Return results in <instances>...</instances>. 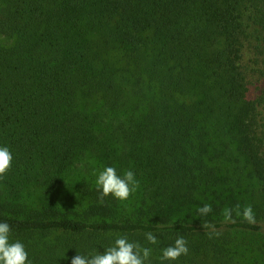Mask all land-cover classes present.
<instances>
[{
    "label": "trees",
    "instance_id": "1",
    "mask_svg": "<svg viewBox=\"0 0 264 264\" xmlns=\"http://www.w3.org/2000/svg\"><path fill=\"white\" fill-rule=\"evenodd\" d=\"M0 146V221L31 264L120 236L146 264H264V0H0ZM107 166L135 173L127 201L98 203ZM237 204L257 225L222 223Z\"/></svg>",
    "mask_w": 264,
    "mask_h": 264
},
{
    "label": "clouds",
    "instance_id": "2",
    "mask_svg": "<svg viewBox=\"0 0 264 264\" xmlns=\"http://www.w3.org/2000/svg\"><path fill=\"white\" fill-rule=\"evenodd\" d=\"M13 155L7 146H0V180H3L12 168ZM96 187L99 192L98 203L103 205L105 198L111 196L118 201H127L129 197L139 188V181L132 170L124 172L123 176L117 173L115 167L107 166L99 171L96 176ZM210 204H204L197 209L198 215L203 217L212 212ZM235 216L241 218V222L248 225H257L255 213L251 205H246L241 209L237 204L235 208L226 207L223 210L224 225L236 224ZM203 228L208 230L209 238L213 235L219 236L221 232L215 225L204 222ZM173 226V225H171ZM184 226V225H183ZM12 228L7 221H0V264H31L28 259V252L19 240L10 241ZM145 239L149 244H158L157 235L153 231L144 233ZM188 242L183 235L178 236L174 244L162 250V261H177L182 255H187L189 248ZM152 249L141 248L137 242H130L126 236L117 237L114 242L103 250L95 254L81 255L76 254L71 258V264H146L151 256Z\"/></svg>",
    "mask_w": 264,
    "mask_h": 264
},
{
    "label": "rangeland",
    "instance_id": "3",
    "mask_svg": "<svg viewBox=\"0 0 264 264\" xmlns=\"http://www.w3.org/2000/svg\"><path fill=\"white\" fill-rule=\"evenodd\" d=\"M243 66L244 67H247L250 65L252 66V63H253V53H252V49L246 45L244 47V58H243Z\"/></svg>",
    "mask_w": 264,
    "mask_h": 264
}]
</instances>
